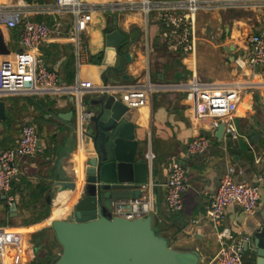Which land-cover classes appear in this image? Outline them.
<instances>
[{
	"label": "crops",
	"instance_id": "1",
	"mask_svg": "<svg viewBox=\"0 0 264 264\" xmlns=\"http://www.w3.org/2000/svg\"><path fill=\"white\" fill-rule=\"evenodd\" d=\"M177 1L183 0H119L116 15L111 0H82L93 12L88 30L81 36L87 52L81 68L76 66L75 60L73 16L56 12L54 4L45 0L33 3L0 0V7H21L30 19L45 23L54 31L49 41L37 45L36 55L51 71L60 74L63 85L74 86L78 78L94 84L93 90L84 97L88 111L90 102L99 97L103 89L101 62L107 49V34L119 29L128 37L130 45L126 53L131 55L132 61L125 63L124 74L135 82L124 83L127 91L122 99L148 84L153 87L152 105L131 108L130 120L136 126L139 150L149 157L151 178L147 188L155 199L154 229L167 239L170 248L196 251L201 264L218 253L222 242L230 241L220 238L224 230L230 229L234 238H251L250 245L264 227V162L261 166L255 164L256 158L264 153V74L260 67L238 62L251 54L249 37L264 30V0H250L244 6L220 3L221 7L217 0L206 1L213 14L209 21L198 23L195 53L170 50L165 45L166 29L158 20V11L150 6L146 9L150 4ZM221 27L223 31L218 33ZM0 30L10 51L3 58L12 59L23 50L19 30H9L4 25H0ZM192 79L203 89L228 88L239 92L242 100L234 117L238 139L224 137L220 141L215 137L212 120L198 125L191 119L186 96ZM0 99L5 101L7 117L12 123L0 124V153L17 144L22 127L27 123L37 128L41 141L34 156L21 159L17 180L0 209V264L34 263L21 257L17 245L23 239L34 245L36 264H49L50 260L59 259L62 247L52 230V223L57 220L55 211L49 207L45 196L56 181L58 159L65 150L72 151L73 164L76 155L84 156L81 179L75 174L77 190L73 206L83 197L86 180V145L80 146L75 130L47 114L74 112L73 97L59 89L37 95H0ZM72 122L75 124L74 117ZM250 130L260 136L257 142L247 136ZM197 138H208L211 144L204 155L191 156L187 149ZM175 163L185 165L188 175L183 210L179 213L169 212L166 203V184ZM231 166L243 173L237 180L259 189V211L250 216L233 205L226 209L223 224L214 226L207 218V209ZM46 188L48 190L42 194ZM145 194L147 192L142 193ZM12 201L17 205L15 213L11 211ZM46 210L49 217L42 216ZM70 211L66 208L59 219H65ZM52 234L57 246L46 243ZM246 260L255 263L250 250L246 252Z\"/></svg>",
	"mask_w": 264,
	"mask_h": 264
},
{
	"label": "built area",
	"instance_id": "2",
	"mask_svg": "<svg viewBox=\"0 0 264 264\" xmlns=\"http://www.w3.org/2000/svg\"><path fill=\"white\" fill-rule=\"evenodd\" d=\"M39 0H33V2ZM54 4V10L73 16L74 20V48L75 60L78 68L82 67L87 56L86 48L81 42V36L88 29L92 20V8L82 0H45ZM219 3L244 6L250 0H217ZM264 5V3H263ZM154 8L159 13V22L166 29L164 34L165 45L174 51L195 53L197 50L198 26L197 16L203 9L198 0H183L175 3H157L146 6ZM112 8L113 5H112ZM0 25L9 30H19L22 51L12 59H4L0 55V95L19 96L20 94L51 93L63 90L72 95L74 104L75 134L84 146V132L90 118V113L84 103L85 95L93 90L94 84L83 81L80 78L74 86L63 85L61 76L57 71H51L42 59L36 55V47L42 42L49 41L54 31L45 23L34 21L28 17L21 7L8 9L0 7ZM251 54L247 59H241L243 65L253 68H261L264 74V30L259 34L249 37ZM153 87L151 84L138 91H133L123 97L125 104L131 108H149L152 105ZM186 100L191 112V119L201 125L206 120H212V126L226 122V131L233 138L238 139L234 117L241 102L240 94L235 89H203L196 80L190 81ZM40 137L37 128L27 123L22 127L17 144L3 150L0 153V209L4 203V196L11 190L12 184L19 175V163L21 159L34 156L40 146ZM208 138H197L188 146L191 156L204 155L210 147ZM264 162V153L257 157L255 164L261 166ZM169 180L166 184V203L169 212L179 213L183 210V194L188 187V175L185 165L175 163L171 166ZM243 173L236 167H229L216 190L215 195L208 206L207 218L214 226H221L226 218V209L230 206H238L244 213L253 216L258 213L260 191L253 185L241 182L238 177ZM142 195L133 201L119 202L112 214L127 220L134 221L140 217H149L155 209L154 194L149 192L147 185L142 187ZM15 202H11V207ZM223 240L218 253L201 262V264H255L246 260V244L251 238H234L230 229L220 234ZM21 250V257L28 263L36 260L35 247L26 239L19 241L17 245Z\"/></svg>",
	"mask_w": 264,
	"mask_h": 264
},
{
	"label": "water",
	"instance_id": "3",
	"mask_svg": "<svg viewBox=\"0 0 264 264\" xmlns=\"http://www.w3.org/2000/svg\"><path fill=\"white\" fill-rule=\"evenodd\" d=\"M27 1L33 3V0ZM118 1L111 0L116 15ZM105 44L107 49L101 62L103 89L90 102V118L84 132L88 162L83 197L76 206L72 205L77 182L71 150H65L59 157L56 181L45 196L54 211L59 194L72 197L66 207L71 209L68 216L59 219L61 214L54 215L57 220L52 223V230L62 254L49 264H199L196 251L181 252L169 247L167 239L155 231L153 216L131 221L112 214L117 203L140 198L142 187L149 183L151 176L149 157L139 150L136 126L130 120L131 109L122 99L127 91L124 83L135 82L124 74L125 63L132 61L126 53L130 42L117 29L107 34ZM9 53L0 30V55ZM47 114L75 130L74 112ZM6 118L7 105L0 99V124ZM226 127V122L217 126L215 137L220 141L224 137L233 138ZM247 136L252 142L260 138L253 130ZM11 211H17L16 204ZM246 249L252 252L255 264H264V227L255 235L253 243L246 244Z\"/></svg>",
	"mask_w": 264,
	"mask_h": 264
},
{
	"label": "bare ground",
	"instance_id": "4",
	"mask_svg": "<svg viewBox=\"0 0 264 264\" xmlns=\"http://www.w3.org/2000/svg\"><path fill=\"white\" fill-rule=\"evenodd\" d=\"M83 155V154H82ZM83 157L76 155L75 156V164H73V170H74V174H76L77 178L81 179V175H82V163H83ZM71 196L68 197L66 193H61L59 194V199L56 201V210L54 212V215H60L62 214L61 212L65 211L67 205L70 203L69 201L71 200ZM75 198V197H74ZM61 216V215H60Z\"/></svg>",
	"mask_w": 264,
	"mask_h": 264
},
{
	"label": "rangeland",
	"instance_id": "5",
	"mask_svg": "<svg viewBox=\"0 0 264 264\" xmlns=\"http://www.w3.org/2000/svg\"><path fill=\"white\" fill-rule=\"evenodd\" d=\"M202 5H203V9H202V11H200L199 12V14H198V16H197V26H198V23H199V21H209V19H211L212 18V11L211 10H209V7H208V5L209 4H207V2L206 1H208V0H198ZM218 6L219 7H221V4L220 3H218ZM218 17V16H217ZM217 19V18H216ZM219 22V21H218ZM222 28V27H221ZM223 31V28L222 29H220L219 30V32L218 33H221L220 31ZM217 32V31H216ZM198 34H199V26H198ZM84 103H85V101H84ZM153 216V214L151 215V217ZM154 217V216H153ZM51 237L49 238V237H47V239H46V243H48V244H55L56 246L58 245L56 242H54L53 243V240L55 241V237H54V235L52 234V235H50ZM37 252H38V250H36ZM62 254V253H61Z\"/></svg>",
	"mask_w": 264,
	"mask_h": 264
},
{
	"label": "trees",
	"instance_id": "6",
	"mask_svg": "<svg viewBox=\"0 0 264 264\" xmlns=\"http://www.w3.org/2000/svg\"><path fill=\"white\" fill-rule=\"evenodd\" d=\"M10 116H11V113H10ZM10 119H11L10 117H7L6 120H5V122H6V123H9V124L12 125V123L10 122ZM47 190H48L47 188L44 189V191H43L42 194H45V192H46ZM49 207H50V206H49ZM42 216H43V217H49V211H48V210L44 211V213H43ZM155 231H156V230H155ZM156 232H157V234L161 235L158 231H156ZM33 264H36L35 261H34Z\"/></svg>",
	"mask_w": 264,
	"mask_h": 264
}]
</instances>
